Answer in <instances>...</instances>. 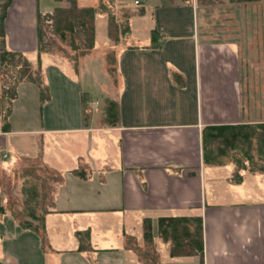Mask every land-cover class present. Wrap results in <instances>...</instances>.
<instances>
[{
    "label": "crops",
    "instance_id": "0c3cea01",
    "mask_svg": "<svg viewBox=\"0 0 264 264\" xmlns=\"http://www.w3.org/2000/svg\"><path fill=\"white\" fill-rule=\"evenodd\" d=\"M142 8L128 20L129 35L117 44L108 37L102 52L104 67L111 52L114 70L100 82V116L82 92L76 125L50 123L43 109L52 97L42 103L27 84L37 89L40 118L24 131L0 123V175L36 165L50 191L40 236L20 226L0 185V264H264V173L243 170L235 182L234 163L203 157L206 128L264 124V97L252 96L264 88L247 81L264 77V0H144ZM39 11L38 0H14L6 20L9 50L35 64ZM97 38L77 68L66 55L42 54L44 86L54 72L77 78ZM249 63H257L250 75ZM107 100L118 104L115 124L105 120ZM172 217H201L202 256L171 255L159 220ZM79 231L90 232L92 250H79Z\"/></svg>",
    "mask_w": 264,
    "mask_h": 264
},
{
    "label": "trees",
    "instance_id": "16d2710c",
    "mask_svg": "<svg viewBox=\"0 0 264 264\" xmlns=\"http://www.w3.org/2000/svg\"><path fill=\"white\" fill-rule=\"evenodd\" d=\"M14 0H0V76L4 75V102L0 105L1 128L4 132L12 129L14 105L20 95L23 84H31L38 88L42 103L50 98L49 89L44 86L42 54L66 55L77 68L81 57L89 54L95 48L97 28L96 20L99 14L107 16L108 37L113 43H119L129 35L128 20L143 11H134L129 4L119 7L118 15L112 6L116 0H99L96 7H81L79 0H55L65 2L66 6H58L48 14L38 12L37 16V63H33L26 54L11 51L8 48L6 20ZM136 1V0H135ZM233 3H252L259 0H231ZM48 32L54 38L48 36ZM159 35L152 34V47L157 44ZM68 51L71 54H68ZM7 106V107H6ZM105 120L115 124L119 119L118 104L107 100L104 107ZM203 157L209 165L234 163L236 170L233 181L242 180L241 172L248 170L253 173H264V124L208 127L203 132ZM30 172H25L22 186L23 209L16 217L20 226L42 235L45 229V214L40 213L42 206V179H29ZM39 183L42 186L39 187ZM41 193V195H40ZM146 241L152 245V225L145 224ZM161 237L171 244V255L195 256L203 254L204 238L201 217H172L159 220ZM79 250H92L91 234L89 231L77 232Z\"/></svg>",
    "mask_w": 264,
    "mask_h": 264
},
{
    "label": "rangeland",
    "instance_id": "374dc122",
    "mask_svg": "<svg viewBox=\"0 0 264 264\" xmlns=\"http://www.w3.org/2000/svg\"><path fill=\"white\" fill-rule=\"evenodd\" d=\"M87 1L88 3L86 4H91V5L97 2L96 0H83L82 2H87ZM126 4H129V7H132L134 11H138L142 6V5L137 6L135 4V0H116L114 5L112 6L113 11H115L118 14L119 7L124 6ZM59 5H62V3H58L55 0H38L39 10L43 14H48L52 12L55 6H59ZM24 7L25 10L24 9L23 10L26 12L25 25L27 27L30 26L32 28L33 24H30L29 21L27 20L29 16L27 15L28 11L26 10L29 7L27 5H25ZM118 15H120V13ZM137 21H140V18H138L137 16L134 19H132V25L134 30L136 29V34H137V25H138ZM96 24L98 30L97 49L90 57L82 60L80 75H78L79 78L69 77L68 73H66L64 70L61 73L54 72L50 77L51 81H50L49 93L53 100L49 103H46V105L44 106L45 109H43V115H45L44 117H46V119L50 123L64 122L66 126L76 125L78 119L81 118V114H82V109H81L82 92L90 93V95H87V100L88 102H90V104H92L93 113L96 116L101 115V108H102L101 90L103 89L101 85L103 84L100 82H106L108 81V79L111 80L112 77L111 73L114 69L110 66V64H112L111 62L113 58L109 50L106 51V53H108L106 54V58H108L109 61H106L105 67L102 65V62L104 63V60H102L101 55L102 52H104L107 43H109V39L107 35L106 15L99 14L97 16ZM48 36L54 38L53 35L49 32H48ZM133 37L130 38L129 40L133 41L135 39L134 42H136L138 37L136 38ZM49 61H53V58H51ZM254 64L256 65L257 63H249V68H247L248 74L252 73L251 67L253 69V66H255ZM67 69H69L70 72L75 73L71 68H67ZM4 79H6L4 75L0 76V105L3 102L5 105L8 106L9 104L3 101L5 89L4 86H2V80L4 84ZM249 79L253 82V87L255 82V85H259L264 88V77L263 78L251 77L248 78L247 81H249ZM32 91H37V89L34 88V86L31 85L29 86L27 84H24L22 88H20V97L16 101L14 107V114L12 116L11 121H13L15 128L20 131H24L25 129L30 128L29 121L31 120L33 121L40 118L39 107L35 105L36 104L35 102L32 101V98L34 96V93ZM252 96L254 97L253 101L254 100L258 101L259 99H261L262 96L264 97V94L261 95L253 94ZM95 106H97V108H95ZM0 123H1V119H0ZM21 139H24V137L22 136ZM26 170L30 172L31 177L29 179H31V181L35 182L34 179L42 178L41 173L38 172V170H41L38 166L34 165L32 166L31 169L29 168L25 169L24 164H22V166H19V168H16L13 171H7L8 173L7 176H6V172L4 176L3 174L0 175V185L4 190V193L6 194L7 198L9 199V203L12 201L11 204H13V208L18 210V214L16 215V217L18 218L21 215V211L23 209L22 186L24 183V175ZM43 177L48 178L50 180L52 178L56 179L55 176L50 174L49 175L43 174ZM40 186H42V183H39V187ZM41 192H43L44 195V191ZM49 192L50 191H48L47 189V191L45 192L46 196H40V199L42 198V206L39 208L40 213H44L47 210L46 204L43 205V200H45ZM15 198L19 200L18 203L16 202Z\"/></svg>",
    "mask_w": 264,
    "mask_h": 264
},
{
    "label": "built area",
    "instance_id": "2783aa9c",
    "mask_svg": "<svg viewBox=\"0 0 264 264\" xmlns=\"http://www.w3.org/2000/svg\"><path fill=\"white\" fill-rule=\"evenodd\" d=\"M142 1H143V0H136V1H135V4L138 6V5H140V4L142 3Z\"/></svg>",
    "mask_w": 264,
    "mask_h": 264
}]
</instances>
